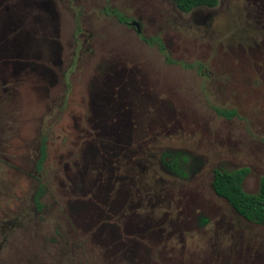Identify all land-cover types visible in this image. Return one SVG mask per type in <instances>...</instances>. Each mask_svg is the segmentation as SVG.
<instances>
[{"label": "rangeland", "instance_id": "374dc122", "mask_svg": "<svg viewBox=\"0 0 264 264\" xmlns=\"http://www.w3.org/2000/svg\"><path fill=\"white\" fill-rule=\"evenodd\" d=\"M240 167L257 192L264 0H0V264H264L211 186Z\"/></svg>", "mask_w": 264, "mask_h": 264}, {"label": "trees", "instance_id": "16d2710c", "mask_svg": "<svg viewBox=\"0 0 264 264\" xmlns=\"http://www.w3.org/2000/svg\"><path fill=\"white\" fill-rule=\"evenodd\" d=\"M176 7L188 12L199 6L214 7L218 0H172ZM158 45L161 50H164V45L159 40H151ZM220 115L231 118L236 114V110L227 108H215ZM45 141L42 140L39 146V156L36 160V169H41L42 163L46 158ZM185 153L180 150H165L161 154V162L168 171L181 174V161H186ZM249 169L240 167L233 170L215 169L211 186L214 192L227 200L231 207L247 221L264 226V177L260 178L259 188L255 193H249L244 190L243 181L247 176ZM44 194V185L38 184L33 196V201L38 210L42 209L43 204L41 198ZM203 219L202 222H205Z\"/></svg>", "mask_w": 264, "mask_h": 264}, {"label": "flooded vegetation", "instance_id": "af4514ba", "mask_svg": "<svg viewBox=\"0 0 264 264\" xmlns=\"http://www.w3.org/2000/svg\"><path fill=\"white\" fill-rule=\"evenodd\" d=\"M199 7H202V6H199ZM208 7V6H207ZM118 19V18H117ZM118 21L120 22V23H122V24H125V25H127V26H130V27H132V28H134L135 30H136V32L138 33V34H140L141 33V23H140V21H138V19L137 18H134V17H128V18H124V19H118ZM133 22H135V23H137L138 24V26H136ZM146 41H148V42H150L151 40H158V39H153V38H147V39H145ZM161 42V41H160ZM162 43V42H161ZM155 45L158 47V45L155 43ZM158 49H160L159 47H158ZM245 180V179H244ZM35 190H36V188H35ZM44 192H45V186H44ZM33 196H34V194H33ZM220 197V196H219ZM226 200V199H225ZM36 209H37V207H36ZM38 210V209H37Z\"/></svg>", "mask_w": 264, "mask_h": 264}, {"label": "water", "instance_id": "95a60500", "mask_svg": "<svg viewBox=\"0 0 264 264\" xmlns=\"http://www.w3.org/2000/svg\"><path fill=\"white\" fill-rule=\"evenodd\" d=\"M136 26H138V24L137 23H135V22H133Z\"/></svg>", "mask_w": 264, "mask_h": 264}]
</instances>
